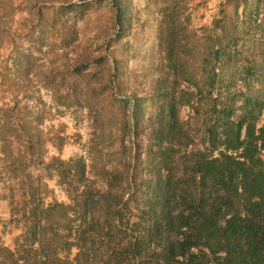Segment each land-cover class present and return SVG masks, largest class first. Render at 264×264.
I'll return each instance as SVG.
<instances>
[{
	"label": "rangeland",
	"instance_id": "1",
	"mask_svg": "<svg viewBox=\"0 0 264 264\" xmlns=\"http://www.w3.org/2000/svg\"><path fill=\"white\" fill-rule=\"evenodd\" d=\"M221 91L233 117L264 103V0H0V114L10 111L22 135L13 154L48 186V204H69L87 180L105 191L155 183L168 103L180 126L170 137L188 132L201 148ZM3 159L0 244L12 248L17 181Z\"/></svg>",
	"mask_w": 264,
	"mask_h": 264
},
{
	"label": "trees",
	"instance_id": "2",
	"mask_svg": "<svg viewBox=\"0 0 264 264\" xmlns=\"http://www.w3.org/2000/svg\"><path fill=\"white\" fill-rule=\"evenodd\" d=\"M224 95L201 148L188 132L170 137L180 126L168 103L155 183L113 191L107 181L105 191L84 177L69 204L46 203L48 186L22 152L13 154L22 135L3 109L1 161L14 163L10 224L20 233L12 248L0 244V264H264V127L257 128L264 103L247 101L233 117L235 101L225 104Z\"/></svg>",
	"mask_w": 264,
	"mask_h": 264
}]
</instances>
